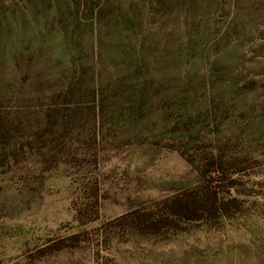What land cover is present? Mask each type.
<instances>
[{
  "label": "rangeland",
  "instance_id": "rangeland-1",
  "mask_svg": "<svg viewBox=\"0 0 264 264\" xmlns=\"http://www.w3.org/2000/svg\"><path fill=\"white\" fill-rule=\"evenodd\" d=\"M0 264H264V0H0Z\"/></svg>",
  "mask_w": 264,
  "mask_h": 264
},
{
  "label": "trees",
  "instance_id": "trees-1",
  "mask_svg": "<svg viewBox=\"0 0 264 264\" xmlns=\"http://www.w3.org/2000/svg\"><path fill=\"white\" fill-rule=\"evenodd\" d=\"M205 166L207 167L206 171L214 172L215 181H209L200 191L191 192L187 195H173L171 198L155 204L151 207V211L132 218L129 222L132 229L144 234H158L164 229L175 231L178 230L183 221H199L205 216L214 218L222 210L225 211L230 208V205H234L235 198L221 202L219 190L216 188V185L230 178H226L222 162L210 160ZM233 183V181H229L227 185L232 186ZM118 226H123V223L118 224ZM63 244H65V240H59L56 243L57 248H62Z\"/></svg>",
  "mask_w": 264,
  "mask_h": 264
}]
</instances>
